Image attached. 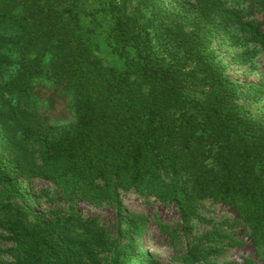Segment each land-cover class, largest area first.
Returning a JSON list of instances; mask_svg holds the SVG:
<instances>
[{
    "label": "trees",
    "instance_id": "obj_1",
    "mask_svg": "<svg viewBox=\"0 0 264 264\" xmlns=\"http://www.w3.org/2000/svg\"><path fill=\"white\" fill-rule=\"evenodd\" d=\"M219 39L264 53V0H0V264H164L129 194L178 211L185 239L158 225L185 240L173 264H264V114L244 104L264 81L230 78ZM68 97L54 129L39 103ZM205 200L236 220L189 235Z\"/></svg>",
    "mask_w": 264,
    "mask_h": 264
},
{
    "label": "rangeland",
    "instance_id": "obj_2",
    "mask_svg": "<svg viewBox=\"0 0 264 264\" xmlns=\"http://www.w3.org/2000/svg\"><path fill=\"white\" fill-rule=\"evenodd\" d=\"M91 2L94 5H98L101 3V0H91ZM105 26L106 24H104L103 21L102 29H104ZM100 43L103 45L102 41ZM215 44L217 46L219 58L226 64V73L230 78L241 83L249 84H259L261 81H264V53L254 52L255 49L250 47L251 51L248 52L249 56L247 61L241 62L235 59V56L244 52V48H232L228 41L221 42V39ZM105 50V53L109 58L115 59V56L111 55L108 49L105 48ZM42 83L53 85V82L49 81L47 77L42 79ZM46 89L49 91L53 88L46 87ZM53 101V106H49L47 101L39 103L43 113H46L49 116L50 125L54 129L70 127L74 122V119L71 118L69 114L70 97H68L66 102L61 98L53 99ZM244 104L249 109L252 116L259 117L264 114V100L259 102H245ZM41 187H46V185L36 182V188ZM124 201V205L126 206L124 218H127V213L129 211L136 214H143L147 218V226L143 242L147 243L148 253L164 264H173L177 253L180 249L183 250L185 240L180 242V245L177 241H174V243L171 242L169 237L159 230L158 225H166L169 232L176 233L177 235H180L182 239H185V229L176 208L172 204H160L154 199H150L149 202L146 203L138 197L130 194L124 199ZM82 207L84 208L85 215L99 217L102 223L108 225V227L112 228L115 224L116 217L109 210L97 209L91 206ZM235 220L236 215L232 209L205 200L201 203V207L199 208V219L193 221L194 230L190 231L189 235H192V233L193 235L205 233L210 230L211 225L215 223L224 221L232 223ZM232 237L241 241L242 245L227 250L226 258L223 260L227 259L229 261L241 263L242 257L254 256L250 241L242 227L237 226L232 232ZM6 247L7 245L3 241H0V250H4ZM1 257L3 259H9L6 255H2Z\"/></svg>",
    "mask_w": 264,
    "mask_h": 264
}]
</instances>
